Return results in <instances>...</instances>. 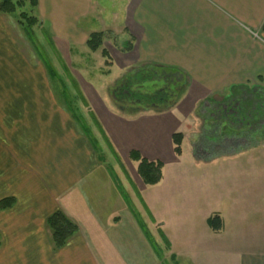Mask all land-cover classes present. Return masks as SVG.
<instances>
[{"label": "crops", "instance_id": "0c3cea01", "mask_svg": "<svg viewBox=\"0 0 264 264\" xmlns=\"http://www.w3.org/2000/svg\"><path fill=\"white\" fill-rule=\"evenodd\" d=\"M104 1L25 5L82 76L81 112L59 99L18 13L0 12V201L15 199L0 208V264H264V100L250 93L264 89V0ZM92 32H104L110 58L88 47ZM147 64L187 74L172 113L123 112L93 81ZM178 132V159L187 142L193 159L167 176L164 142ZM132 150L163 162L158 184L144 183ZM58 209L79 230L55 249L46 220Z\"/></svg>", "mask_w": 264, "mask_h": 264}, {"label": "trees", "instance_id": "16d2710c", "mask_svg": "<svg viewBox=\"0 0 264 264\" xmlns=\"http://www.w3.org/2000/svg\"><path fill=\"white\" fill-rule=\"evenodd\" d=\"M27 2L30 3L31 8L37 7L39 3L38 0H0V12L3 14H15L18 10H20V12L17 14L19 23L24 27L29 40L34 42V26L38 24L39 19L24 10ZM104 36V32H92L87 41V45L93 51L101 50L104 57L110 58L109 52L103 47ZM51 45H53V42ZM132 47L133 45L131 41L125 43L126 50H130ZM43 60H45L53 80H57L61 85H63L64 83L61 80L60 74L53 67L51 62L47 58H44ZM109 64L110 62L107 61V65ZM71 80L76 92L78 93V96L86 103V100L84 99L78 84L72 77ZM188 81L187 74H185L179 68L162 64H147L127 71L125 74H123L122 77H120L118 81L112 87H110L109 96L113 104L121 111L126 113L133 114L143 111L162 113L173 109L178 104L186 90ZM62 87L63 90L62 93H59V99L65 100L67 106L71 108L73 112H75L76 107L74 106L73 101L70 99V93L66 85L64 84ZM243 103L245 107L244 115L250 114L253 116L254 113L252 108L254 106V101L247 99ZM258 116L260 119L264 118V111L258 113ZM92 117L97 127L104 135L106 141L109 143L103 130L101 129L99 122L94 115H92ZM254 123H256L255 120L251 121V124ZM81 124L85 132L89 135L92 143L96 145L97 149H100V146L98 145L91 128L84 120H82ZM182 140V133L178 132L173 135L175 152L177 154H181ZM130 156L133 160L139 162L138 173L143 179L144 183L148 185H155L161 181L163 177V162L150 161L142 157L138 150H132ZM14 202V198L2 199L0 201V208H9L14 204ZM46 224L51 231V239L55 249L62 248L67 243V241L79 230L78 225L61 209H58L49 215L46 220ZM209 224L214 231H219L222 227L221 218L218 215L213 216L209 219ZM142 225L147 232L148 237L152 239V236L146 228V225L144 223H142Z\"/></svg>", "mask_w": 264, "mask_h": 264}, {"label": "rangeland", "instance_id": "374dc122", "mask_svg": "<svg viewBox=\"0 0 264 264\" xmlns=\"http://www.w3.org/2000/svg\"><path fill=\"white\" fill-rule=\"evenodd\" d=\"M103 2H104V4L107 5V2L106 1L103 0ZM24 10H28V6ZM19 12H20V10L17 11V13H19ZM38 25L39 24H36L34 27H36V26L38 27ZM96 27H100V26L96 25ZM97 29H99V28H97ZM34 33H35L34 42L31 41V40L30 41H31V43L33 45L36 46L38 54L43 59L44 58H47L52 63V65L57 68V70H58V72L60 74L61 80L66 85V87H67V89H68V91L70 93V99L73 101V104L76 107V109L79 110V111H80V108L79 107H81L82 109H84L83 104L81 102H79V100L81 101V99L79 98L78 93L76 92V89L74 88V86L72 84V80H71L72 74H71V72L68 71L67 64L64 61V59L67 57L66 54L63 56L64 59L61 57V55H59V53L57 52V50L55 49V47L53 45H51L52 40H51V36L49 35L50 33L47 32V31H45V29H43L41 26H39L37 29H34ZM39 41L41 43H39ZM107 45H109L110 47L112 45L115 46V44L112 41H110V40H109V42H108ZM75 74L78 76V77L75 76V79L76 80L73 77L72 78L75 81L78 82L77 78L79 79L82 76L80 74H78V73H75ZM95 75H93V81H95L97 83L96 85H97V87H100V89H102L103 83L106 82V87H108V91H109L110 90V87H112L118 81V79L116 80V78L118 76V73H116V72L113 73L111 76H101V77H99L98 74H95ZM91 82H92V80H91ZM55 83H56L57 89H59L58 90V93H62V90H63V87L62 86L64 84L61 85L60 82L57 81V80H56ZM98 85H100V86H98ZM250 91H251L250 93L251 94L253 93V95H257V96H260V97L262 96L261 97L262 99H260L259 100V103H258V104H262V102L264 100V89L263 88H255V89H250ZM245 97H249V96L246 95ZM255 99L258 100L257 98H255ZM110 100H111V98H110ZM78 102H79V105H78ZM182 102L179 104V106H182V104H183ZM179 106H178L176 112L179 111ZM173 109H175V108H173ZM173 109H171V110H169V111H167L165 113H168V112L172 113L173 112L172 111ZM84 111H86V109H84ZM171 116H173V115H170L169 117H171ZM93 128L95 129L94 126H93ZM257 138H259L260 140H263L264 139V134H262L261 130L259 131V136ZM100 139H102V138L100 137ZM100 142H101V140H100ZM102 142H103V140H102ZM174 145L175 144H174V141H173L172 137L169 138V141L168 142H166V141L164 142L165 151L168 153L167 156H166L167 157L166 158L167 159L166 160V162H167V169H166L167 176H170V171H171V169L174 166L173 163L175 162V160H177V161H179L181 163H188V162H191L192 159H193L192 148H190V143L189 142L185 143L184 149H183V155L179 159L177 157L179 154H177L175 152ZM111 156H112V153L109 152V155H107V158L111 159V161H113V160L115 161V159H113ZM126 166H127L128 170L132 173L133 172L132 171L133 168L130 165V163L126 162ZM115 168H116V170H118L116 166H115ZM132 175H133V178L136 181V183H138L137 180H136V178L134 177V174L133 173H132ZM229 257H230V255L228 254V255H225L223 257H222V255H220L219 258H226V259H228Z\"/></svg>", "mask_w": 264, "mask_h": 264}, {"label": "flooded vegetation", "instance_id": "af4514ba", "mask_svg": "<svg viewBox=\"0 0 264 264\" xmlns=\"http://www.w3.org/2000/svg\"><path fill=\"white\" fill-rule=\"evenodd\" d=\"M256 114L258 115V112H256Z\"/></svg>", "mask_w": 264, "mask_h": 264}]
</instances>
